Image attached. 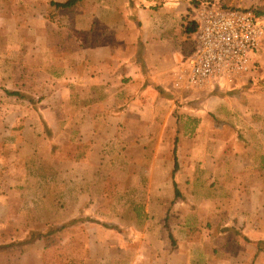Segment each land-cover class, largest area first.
Returning <instances> with one entry per match:
<instances>
[{
    "label": "crops",
    "instance_id": "crops-1",
    "mask_svg": "<svg viewBox=\"0 0 264 264\" xmlns=\"http://www.w3.org/2000/svg\"><path fill=\"white\" fill-rule=\"evenodd\" d=\"M200 1L264 15V0H0L2 223L85 225L84 264H135L154 237L149 257L181 264L166 222L198 264H264V40L237 85L175 89Z\"/></svg>",
    "mask_w": 264,
    "mask_h": 264
},
{
    "label": "built area",
    "instance_id": "built-area-1",
    "mask_svg": "<svg viewBox=\"0 0 264 264\" xmlns=\"http://www.w3.org/2000/svg\"><path fill=\"white\" fill-rule=\"evenodd\" d=\"M192 17L197 24L194 50L173 74L175 89H226L255 70L254 55L264 40V15L203 2Z\"/></svg>",
    "mask_w": 264,
    "mask_h": 264
},
{
    "label": "rangeland",
    "instance_id": "rangeland-1",
    "mask_svg": "<svg viewBox=\"0 0 264 264\" xmlns=\"http://www.w3.org/2000/svg\"><path fill=\"white\" fill-rule=\"evenodd\" d=\"M258 52V51H257ZM257 54V53H256ZM256 54L254 55V58L256 57ZM138 200H142L144 198V194H138ZM142 210L136 209L135 213L140 214ZM192 210H184L185 213V219H187L186 223H191L193 216ZM42 210H40L39 214H41ZM120 213V210L116 209V214L118 215ZM180 213V212H178ZM32 214V210L25 209L24 212H22L20 217V222L18 224L8 225L1 222L0 219V264H55L58 261H60L61 264H84L85 259L84 257H87V253L84 252V249L87 248V244H89L86 241L85 235V225L78 223L76 225H70L66 230H63L61 232L56 240H52L49 242H44V246L41 243H38V245H35V243L32 241H28V232L31 230H45L46 228H43L42 226L32 224V220L30 219ZM181 214V213H180ZM42 217V216H41ZM31 220V221H30ZM191 232L192 230H195L196 232L197 227L195 225L189 224ZM37 228V229H33ZM164 228H166L167 237L165 235L166 241L161 242L159 238L158 242H160L163 246V249L167 252L169 251L168 258H171L175 254H183L182 261H179V263L184 264H198L200 262L199 258V249L198 248H192L185 245V242L180 241L177 239V237L180 234V231L173 232L171 231L172 228L170 227V224H167V222L164 225ZM201 230L198 228V231L202 232L209 230V225H200ZM207 229V230H206ZM176 234V236H175ZM23 236L20 238V236ZM171 236V237H170ZM20 239H19V238ZM153 237V236H152ZM27 238V239H26ZM155 238V237H154ZM154 238H150L149 244L153 251H158L159 249L154 247ZM25 242V243H24ZM152 242V243H151ZM48 244V248L45 251V246ZM145 243V246H142L141 249L144 251L146 250V253H143L141 256L137 258V261L135 264H160L159 260H163L162 257H153L150 258V252L147 248V245ZM207 246H205V242L202 241V251H200V255L205 254V257L209 256V252L212 250H216V248L212 249V247L208 246L209 243H206ZM139 247V246H138ZM39 248V249H38ZM42 248V249H41ZM44 249V251H43ZM42 252L41 254H37L38 252ZM206 250V251H205ZM176 252V253H175ZM206 252V253H205ZM56 254H59L62 256L61 258H55ZM174 254V255H172ZM180 256V255H178ZM203 256V255H202ZM209 258V257H208ZM207 258V259H208ZM61 259V260H60ZM37 260V261H36ZM117 262H119L118 259H116ZM164 262V261H163ZM174 262H177L174 260ZM168 263L165 260V264ZM117 264V263H116ZM120 264H122L120 262Z\"/></svg>",
    "mask_w": 264,
    "mask_h": 264
},
{
    "label": "trees",
    "instance_id": "trees-1",
    "mask_svg": "<svg viewBox=\"0 0 264 264\" xmlns=\"http://www.w3.org/2000/svg\"><path fill=\"white\" fill-rule=\"evenodd\" d=\"M201 2L202 1H200V2H197V4L194 6V8H196V7H199L200 5H201ZM204 2V1H203ZM202 2V3H203ZM206 2H210V1H206ZM193 8V9H194ZM192 13V12H191ZM190 24H191V26H192V28L193 29H195L196 30V27H197V24L195 23V21L194 20H192L191 22H189ZM193 48L191 49V51L189 52V54H188V56H190L191 54H192V52H193ZM8 94H14V92H8ZM173 158H174V172L176 171V169H177V162H176V157H175V148H174V151H173ZM174 195H175V197H178L179 196V193H178V191L176 190V187H175V185H174ZM74 223V221H71L70 223H68V224H65L64 226H61V227H47L45 230H31V231H29L28 232V235L26 236V237H28V241H32V243L34 242H36V241H38V240H42V241H45V242H49V241H54V240H56L57 239V237H58V235L61 233V232H63V230L67 227V226H69V225H71V224H73ZM171 237V236H170ZM27 239V238H26ZM246 242H248V243H253V242H251V241H249V240H245ZM25 243V242H24ZM253 244H257V245H259V242L258 243H253ZM47 248H48V244H46V246H45V251L47 250ZM62 256H60L59 254H56V256H55V258L54 259H56V258H61ZM61 260V259H60ZM55 264H61L60 263V261H58L57 263H55Z\"/></svg>",
    "mask_w": 264,
    "mask_h": 264
}]
</instances>
